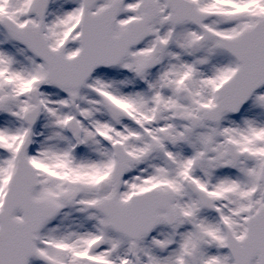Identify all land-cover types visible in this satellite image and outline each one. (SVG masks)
I'll list each match as a JSON object with an SVG mask.
<instances>
[{
	"label": "snow or ice",
	"instance_id": "6c2138e0",
	"mask_svg": "<svg viewBox=\"0 0 264 264\" xmlns=\"http://www.w3.org/2000/svg\"><path fill=\"white\" fill-rule=\"evenodd\" d=\"M0 264H264V0H0Z\"/></svg>",
	"mask_w": 264,
	"mask_h": 264
}]
</instances>
